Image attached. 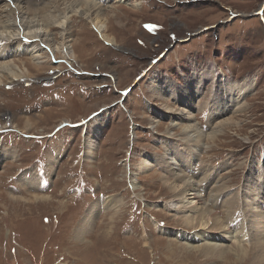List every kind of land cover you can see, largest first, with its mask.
<instances>
[{
    "label": "rangeland",
    "instance_id": "1",
    "mask_svg": "<svg viewBox=\"0 0 264 264\" xmlns=\"http://www.w3.org/2000/svg\"><path fill=\"white\" fill-rule=\"evenodd\" d=\"M104 7L114 44L79 16L62 50L0 59L42 55L43 67L0 84V264H250L262 238L250 212L264 205V0ZM193 74L204 83L190 95ZM186 175L203 184L212 218L245 223L244 260L203 254L233 240L209 238L220 232L183 211L174 196ZM110 195L122 201L116 216L96 204Z\"/></svg>",
    "mask_w": 264,
    "mask_h": 264
},
{
    "label": "bare ground",
    "instance_id": "2",
    "mask_svg": "<svg viewBox=\"0 0 264 264\" xmlns=\"http://www.w3.org/2000/svg\"><path fill=\"white\" fill-rule=\"evenodd\" d=\"M1 1L4 2V7L0 9V59L5 58V56H7L9 53L23 54L29 49L31 50V48V52H33V47H35V45L39 47L37 52H42L46 46L51 49L55 43L56 45L60 46L53 47L54 50H62L66 46V42L73 40L68 39L66 41L65 38H71L73 35V32L71 31V28L73 27V18L79 16L83 18L85 17V19H90L89 23H91V27L99 33L101 38H103L102 40L109 44H114L115 42V37L108 34L107 23L109 22V16L106 15L107 13H104V6L108 0H71L70 5L66 7L65 10L58 8L56 3L60 2V0H40L39 2L35 0H0V2ZM41 4H45L43 8L40 7L42 6ZM102 15L104 16L102 17ZM117 17L118 16L115 15V18ZM55 31H58L57 34ZM57 38L62 39L57 40ZM6 47L9 48L6 49ZM71 55H73L75 58L78 57L76 52H73ZM41 56L42 55H33L34 60H37L36 63L35 61L32 62L33 60L31 58L29 60L22 61L12 59L3 63L0 62V84L6 83L7 81L11 82L15 79L20 80L24 76H31L30 73L32 71H30V68L34 70H40L43 68L38 65L41 63L38 60V58ZM20 64L24 66L23 68H26L27 73L24 74L19 71V69H22L18 66ZM190 78L193 79V84L195 85H188L187 90L190 95H193L191 94V92H193V88L199 86V84L202 82L204 83V78L198 77L195 74H193ZM229 81L230 80L227 76L224 74L220 75L219 86L221 88V95H223L222 99L224 101L228 100L229 97L231 98V95L227 89L229 86ZM187 82L189 83L190 79H187ZM171 85V82L167 83L165 89L173 94L174 87ZM189 129V126L185 127V131H190ZM96 135H98V133ZM93 139V137L87 138V145H92V142H95ZM4 150L8 151V149ZM5 151L0 150V161L3 157V152ZM91 157H94L93 151L88 159H92ZM142 166L145 167L147 165L142 164ZM31 174L33 175V173ZM30 175L28 178L31 180H36L34 176L30 177ZM188 177L189 176L184 178L183 176H179L178 179L183 182V186L175 192L174 196L177 201L183 203V211L196 212V218L194 217V220H197V224L201 226V229H209L220 232L218 236H208L209 238H214V240L219 243L233 240L228 242V245L225 246L221 245L222 243L218 245L208 244L212 245L213 247H207L206 245V248L201 249L202 251H205L203 254L211 257L216 255L217 257L225 258L227 254L232 252V254H234L238 260H244V257L247 255V253L241 242L245 240V238H243L246 235L245 232L243 234V231H246L243 228L245 223L241 221L239 223L238 219H234L237 218V216L231 211H228L229 213L227 214L224 212H222V214L220 212L222 216H219L218 213V217L214 216V218H212V216L216 214L217 211L215 212L213 207H210V201L203 197V190L201 189V191L199 189V187L203 186V184H200L201 186H199V183L190 180ZM258 189V192H260L261 187L258 186ZM261 190H263V188ZM113 201L115 200H113L112 195H110L100 200L98 203L96 202V204L98 207H102L107 211V208H109V210L114 212L113 216H116L120 212L122 201ZM212 201L214 202V197ZM109 202L111 203L109 204ZM215 203L216 202H214V204ZM230 204L233 206L234 203ZM95 207L96 205H93L91 208L92 212H95ZM252 208L253 209L250 213L256 216L254 220L257 218V221L253 223L254 228H256L254 229L255 236H262V238H257V240H255V254H253L250 264H264V205L262 204L260 207ZM191 222H193V220H191ZM201 237H203V235H201ZM208 237L204 239L209 240Z\"/></svg>",
    "mask_w": 264,
    "mask_h": 264
}]
</instances>
